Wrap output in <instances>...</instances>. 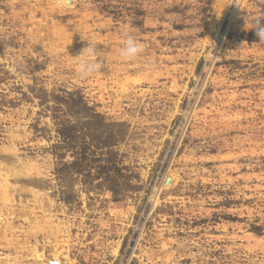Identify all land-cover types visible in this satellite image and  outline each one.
<instances>
[{
	"label": "rangeland",
	"instance_id": "1",
	"mask_svg": "<svg viewBox=\"0 0 264 264\" xmlns=\"http://www.w3.org/2000/svg\"><path fill=\"white\" fill-rule=\"evenodd\" d=\"M61 3L0 0V264H264V0Z\"/></svg>",
	"mask_w": 264,
	"mask_h": 264
},
{
	"label": "clouds",
	"instance_id": "2",
	"mask_svg": "<svg viewBox=\"0 0 264 264\" xmlns=\"http://www.w3.org/2000/svg\"><path fill=\"white\" fill-rule=\"evenodd\" d=\"M70 5L71 0H62V7H70ZM262 20L264 18L255 20L252 28L255 29L259 42H264V23ZM143 51V44L133 35L127 34L123 38V46L120 48L119 55L123 62H133L142 55ZM74 59L78 60L76 65L78 74L84 79L94 77L103 70L107 63L106 58L99 56L90 42L89 46L85 47Z\"/></svg>",
	"mask_w": 264,
	"mask_h": 264
},
{
	"label": "built area",
	"instance_id": "3",
	"mask_svg": "<svg viewBox=\"0 0 264 264\" xmlns=\"http://www.w3.org/2000/svg\"><path fill=\"white\" fill-rule=\"evenodd\" d=\"M49 264H60V262L58 260H52L49 262Z\"/></svg>",
	"mask_w": 264,
	"mask_h": 264
},
{
	"label": "bare ground",
	"instance_id": "4",
	"mask_svg": "<svg viewBox=\"0 0 264 264\" xmlns=\"http://www.w3.org/2000/svg\"><path fill=\"white\" fill-rule=\"evenodd\" d=\"M39 257L42 258V255H40Z\"/></svg>",
	"mask_w": 264,
	"mask_h": 264
}]
</instances>
